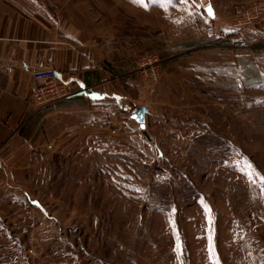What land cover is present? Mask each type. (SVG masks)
Returning a JSON list of instances; mask_svg holds the SVG:
<instances>
[{"label": "rangeland", "instance_id": "rangeland-1", "mask_svg": "<svg viewBox=\"0 0 264 264\" xmlns=\"http://www.w3.org/2000/svg\"><path fill=\"white\" fill-rule=\"evenodd\" d=\"M35 8L117 94L25 122L0 165V264H264V0Z\"/></svg>", "mask_w": 264, "mask_h": 264}, {"label": "crops", "instance_id": "crops-1", "mask_svg": "<svg viewBox=\"0 0 264 264\" xmlns=\"http://www.w3.org/2000/svg\"><path fill=\"white\" fill-rule=\"evenodd\" d=\"M51 23L43 11L36 10L35 0H0V165L14 158L15 140L34 114L32 71L39 58L73 91L68 99L92 102L117 94L88 85L94 69L91 58L77 43H68Z\"/></svg>", "mask_w": 264, "mask_h": 264}, {"label": "built area", "instance_id": "built-area-1", "mask_svg": "<svg viewBox=\"0 0 264 264\" xmlns=\"http://www.w3.org/2000/svg\"><path fill=\"white\" fill-rule=\"evenodd\" d=\"M240 20L241 19L239 18V24L241 23ZM245 22L249 23L251 21L246 19ZM204 30L208 37L216 38V30L212 25H207ZM232 46L235 48H245L248 46L247 39L244 35L240 34L233 40ZM32 81V98L35 109L45 107L73 94V91L68 89L61 80L58 79L54 68L49 66L46 61L41 58L37 60L33 68Z\"/></svg>", "mask_w": 264, "mask_h": 264}, {"label": "water", "instance_id": "water-1", "mask_svg": "<svg viewBox=\"0 0 264 264\" xmlns=\"http://www.w3.org/2000/svg\"><path fill=\"white\" fill-rule=\"evenodd\" d=\"M58 76V74L56 73ZM147 109L144 105H138L133 107V109L130 112V117L137 121L140 125V127H144V121H145V113Z\"/></svg>", "mask_w": 264, "mask_h": 264}, {"label": "snow or ice", "instance_id": "snow-or-ice-1", "mask_svg": "<svg viewBox=\"0 0 264 264\" xmlns=\"http://www.w3.org/2000/svg\"><path fill=\"white\" fill-rule=\"evenodd\" d=\"M134 2L140 3L141 0H134ZM155 2H161L165 5L173 3V0H155ZM181 3H187V0H180ZM248 168H252L250 164L247 165ZM179 247V245H178Z\"/></svg>", "mask_w": 264, "mask_h": 264}]
</instances>
